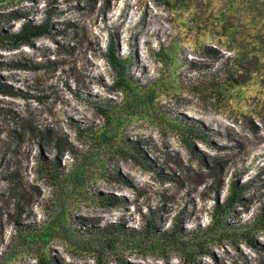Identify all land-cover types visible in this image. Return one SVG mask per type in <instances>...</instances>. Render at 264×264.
I'll return each mask as SVG.
<instances>
[{
	"label": "rangeland",
	"instance_id": "rangeland-1",
	"mask_svg": "<svg viewBox=\"0 0 264 264\" xmlns=\"http://www.w3.org/2000/svg\"><path fill=\"white\" fill-rule=\"evenodd\" d=\"M225 6L226 0L28 5L35 19L51 13L53 31L0 50L4 60L39 65L1 71L20 93L0 94V264H264V250L239 237L233 243L223 219H210L233 180L252 185L227 222L251 220L264 207V88L255 80L212 86L197 75L216 66L200 46L224 52L228 45L216 24ZM109 38L129 58L117 90L102 56ZM177 115L211 130L208 140L189 136L195 153L183 144ZM75 123L90 124L93 134ZM124 138L140 142L155 170L130 158ZM40 155L55 157L63 174L50 176ZM98 193L122 202L104 205ZM105 222L122 223L136 236L90 231ZM176 225L188 234L168 238ZM256 229L264 245V227Z\"/></svg>",
	"mask_w": 264,
	"mask_h": 264
},
{
	"label": "trees",
	"instance_id": "trees-1",
	"mask_svg": "<svg viewBox=\"0 0 264 264\" xmlns=\"http://www.w3.org/2000/svg\"><path fill=\"white\" fill-rule=\"evenodd\" d=\"M32 1L0 0V50L10 51L21 46H29L34 39L49 36L53 31L51 13L43 14L40 19H35L30 15L28 5ZM15 21L17 22L16 26L13 25ZM216 24L220 29V34L227 38L228 45L224 48V52H220L216 46H200V53L211 58L216 66L210 71L198 72L197 75L203 76L204 81L212 86H216L222 81L228 86H234L255 80L259 86L264 88V0H226V6L219 12ZM102 56L108 66L115 72V78L112 81L114 89L112 90L121 88L124 78L127 77L125 69L129 58L121 56L115 51L111 38L107 40ZM38 68L37 62L27 64L19 60H4L0 58V94L18 95L20 93L4 80L1 74L2 70H34ZM98 102L106 104L104 100ZM175 120L186 132L183 144L191 153H195L189 136H194L195 139L199 140H208L211 130L194 118L177 115ZM74 127L80 132L93 134V128L90 127V124L75 123ZM121 143L126 150L125 152L130 154L131 159H134L138 164H142L146 169L155 170V166L144 154L137 139L124 138ZM197 157L201 160L200 156L197 155ZM39 159L43 168L49 171L50 176L56 177V175L63 174L55 157L47 159L40 155ZM114 176L119 181H125L118 172ZM251 181L247 180L241 183L237 180L230 181L229 195L221 203L214 206L215 211L210 219L217 221L223 219L220 227L224 231L229 232L230 241L233 243L236 241L235 237H239L247 247L255 251L258 249L264 250V245L259 244L253 234L254 230H257L256 228H259V226L264 227V207L262 205L259 206V212L251 220L227 222L224 219L233 205L241 204L243 200L241 194L249 189L252 185ZM97 196L103 200L104 205L113 206L122 202L121 197L111 194L98 193ZM153 222L152 219L149 224L150 232L152 233L154 229ZM15 224L18 226L22 225L16 221ZM200 229L191 231L198 232ZM90 231L99 235L136 236L134 230L123 226L119 222H105L101 225L91 226ZM186 231L176 225L173 233H168L167 237L185 236L188 234ZM51 263L55 264L54 260Z\"/></svg>",
	"mask_w": 264,
	"mask_h": 264
}]
</instances>
